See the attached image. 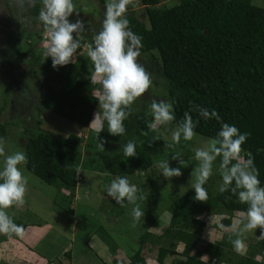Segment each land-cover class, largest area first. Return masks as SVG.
Listing matches in <instances>:
<instances>
[{"label": "trees", "instance_id": "1", "mask_svg": "<svg viewBox=\"0 0 264 264\" xmlns=\"http://www.w3.org/2000/svg\"><path fill=\"white\" fill-rule=\"evenodd\" d=\"M103 2V0H100ZM146 21L131 14L129 6L127 18L132 31L143 37L141 55L149 54L158 63L154 81L167 91L168 100L175 101L174 110L178 125L183 114L193 105L209 111L215 109L220 120H204L198 113L190 114L199 120L196 133L214 138L221 123L236 126L241 133H249L242 145L244 154L251 153L259 171V179L264 184V7L250 0H175L172 6L160 5V0H141ZM42 0H34V14L39 15ZM42 27V31H43ZM86 37L84 38V43ZM14 47V43L10 44ZM156 52L157 55L153 54ZM21 58L27 55L16 52ZM158 56V58H157ZM45 77V89L41 106L53 113L73 121L82 127L89 126V119L97 109L98 100L94 93L100 85H92L91 80L78 78L83 61L74 59L66 66L52 67L51 57L43 55L36 59ZM94 71V66L91 64ZM161 77L166 81L161 82ZM133 112L124 121L126 133L112 136L105 130L100 133L107 141L123 146L129 140L137 144V156L125 157L122 152L102 157L103 170L110 176H126L147 171L154 159L164 152V141L160 137L153 142L156 132L148 129L152 115L144 110ZM0 106V116L3 113ZM0 122V137L6 138L5 124ZM23 145L28 157L25 168L47 184L60 183L67 188L69 196L79 181L76 169L81 166V136L71 133L63 140H57L50 132L39 127L25 128ZM147 132L145 136L143 133ZM220 158H217L219 163ZM222 178L219 175L218 177ZM209 199L200 202L194 199L195 190L178 196L167 206L169 218L158 234L144 232L140 236L138 248L129 256L126 264H146L148 254L159 264L175 254V247L181 244L183 262L168 264H218L228 258L232 242L227 238L222 243L206 242L201 248V215H220L219 224L231 225V215L246 211L230 191L209 192ZM231 196V199L226 197ZM66 212H73L68 207ZM226 215V217L222 215ZM18 225L20 223L13 219ZM23 226V225H22ZM24 227V226H23ZM151 236V239L148 238ZM17 235H4V239ZM229 236V234H227ZM234 236V235H232ZM234 237H232V240ZM195 249V254L190 251ZM154 250V251H153ZM229 250V252H228ZM206 255V257H201ZM238 264H264L251 257H240Z\"/></svg>", "mask_w": 264, "mask_h": 264}, {"label": "rangeland", "instance_id": "2", "mask_svg": "<svg viewBox=\"0 0 264 264\" xmlns=\"http://www.w3.org/2000/svg\"><path fill=\"white\" fill-rule=\"evenodd\" d=\"M174 1L160 0L159 4L168 7L172 6ZM250 1L254 5L264 7V0ZM74 3L80 16L77 17L74 13L70 20L75 22L77 18L83 19L85 28L90 27L82 34L84 38L86 37L83 43L86 46L92 41L94 34L92 30L98 32L102 27L107 0L103 2L74 0ZM143 9L141 0H135V7H132L130 12L145 22ZM39 23L38 27L35 26L37 30L30 34H27V31L22 33L21 25H17L19 33L3 32V36H7L6 41L2 37L0 39V54L3 52L6 54L0 56V106L4 108L0 122L7 121L4 122L6 153L25 152L23 145L25 128L34 130L39 127L50 132L59 141L68 134H77L82 138L79 181L71 198L70 191L60 183L47 184L29 172L25 165L21 166L28 178L26 203L22 207L13 206L7 211L13 219L24 226L26 234L14 245L15 240L11 239L17 238L11 236L4 239L5 234L0 233V264H23V260L30 264H61L69 253L73 255V264H126L129 256L138 248L141 234L144 232L158 234L168 222L167 206L181 194L193 189L191 186L195 177L191 176V173L198 163L195 160V149L204 146L211 138L197 133L191 141H185L181 137L179 144H173L171 135L177 125L172 122L160 127L156 134L164 141L163 154L154 159L149 170L126 175L139 189L136 205L144 212V216L138 221L134 220L132 209L136 205L127 201L123 206L117 204L104 189V185L117 176H110L104 172L102 157L107 154L123 153V149L119 143L112 141H107L104 145V152L97 148L99 141L90 122L98 111V104L90 116L88 127H82L41 106L45 81L48 78L44 76L36 62L39 55L44 56V44L47 39L44 29L38 30L41 26L40 21ZM12 42L14 47H10ZM17 51H23L27 55L21 58ZM153 54L157 55L155 51ZM75 58L84 62L78 78L90 80L93 70L92 62L86 54V47L78 50ZM139 62L152 73L153 77L158 74L159 61L154 62L151 55H141ZM153 99L168 100L166 89L154 80L152 87L135 101L133 106L150 114ZM100 138L105 139L101 135ZM176 153L182 155L185 166L171 158ZM3 159L0 157V168L3 166ZM161 160H169L171 167H181L183 174L171 179L164 178L157 168ZM218 165L216 161L214 174L208 180L209 192L212 193L217 191L221 184L218 178ZM68 207L72 208L73 212H66ZM237 214L238 212L231 215V222ZM222 216L226 217L224 214ZM219 217L217 214L198 217L203 222L200 228L202 243L198 248L206 242L217 240L222 243L227 238L230 241L232 237L236 239L230 231L220 228ZM260 232L261 230L257 229L245 233L244 250L237 252L232 244L230 252L228 250L227 253L228 258L219 261L218 264H238L240 257L246 256L264 262V236H261ZM148 238L151 239V236L148 235ZM182 249V245L178 244L175 247L176 255H169L164 263L183 262L184 258L180 255ZM153 254L154 252L148 254L146 264H159L153 258ZM190 254L194 255L195 249H192ZM56 256L60 258L56 259ZM201 257L205 258L206 255Z\"/></svg>", "mask_w": 264, "mask_h": 264}, {"label": "clouds", "instance_id": "3", "mask_svg": "<svg viewBox=\"0 0 264 264\" xmlns=\"http://www.w3.org/2000/svg\"><path fill=\"white\" fill-rule=\"evenodd\" d=\"M42 5L38 18L47 38L44 58L46 60L51 57L54 69L73 63L77 51L86 47L87 57L94 66L91 84L100 85L94 93L99 102L98 111L90 125L97 134V148L104 152L107 140L101 139L100 133L105 130V122L110 135H124V121L132 114V105L153 85L152 73L139 62L143 37L132 31L127 18L129 6L135 7V0H107L102 27L98 32L92 30V41L86 46L82 43V34L90 27L85 28L83 19L77 18L75 22L70 20L74 13L77 17L80 16L74 0H42ZM161 82H166L163 77ZM174 104L172 99L151 101L150 114L153 119L148 123L150 131L159 132L161 126H167L176 120ZM192 111L197 112L204 120L221 119L215 109L209 111L202 106L193 105L189 111L184 112L183 118L172 132L173 144H179L181 137L185 141H191L197 135L195 129L199 120L193 118L190 114ZM143 135L147 136L148 133ZM249 135L247 132L241 133L234 125L221 123L216 136L204 146L195 149V160L198 163L191 173L195 177L191 186L195 190L194 199L208 201L205 184L214 174V163L220 158L217 171L222 183L219 185V192L230 191L237 196L239 203L248 206L246 211H240L232 220L230 229L223 224L219 225L221 229L236 236L231 242L237 252H242L245 248V233L260 229V235L264 236V185L259 179L254 157L251 153L245 155L242 147ZM159 139L157 135L153 137V142ZM6 147V140L0 137V157L4 158L0 168V233L23 237L24 227L14 222L7 209L13 206L22 207L26 203L28 178L21 166L28 163V157L22 151L7 154ZM123 154L127 158L137 156L135 140H129L123 146ZM171 158L185 166V160L180 153ZM157 168L166 179L183 174L181 167H171L169 160H161ZM76 171L77 174L80 173V169L77 168ZM104 189L109 197L122 206L125 201L136 205L139 198V189L126 176L111 179L110 183L104 185ZM132 215L138 221L144 216V212L136 205L132 209Z\"/></svg>", "mask_w": 264, "mask_h": 264}, {"label": "flooded vegetation", "instance_id": "4", "mask_svg": "<svg viewBox=\"0 0 264 264\" xmlns=\"http://www.w3.org/2000/svg\"><path fill=\"white\" fill-rule=\"evenodd\" d=\"M33 6L34 0H0V39L2 37L6 41L5 37L7 36H3V32L7 34L11 32L19 33L17 25H21L22 29L20 31L22 33L27 31V34H30L37 30L35 26L40 24L39 15L34 14ZM42 26L41 24L38 30H41ZM5 55L4 52L0 54L2 57Z\"/></svg>", "mask_w": 264, "mask_h": 264}, {"label": "crops", "instance_id": "5", "mask_svg": "<svg viewBox=\"0 0 264 264\" xmlns=\"http://www.w3.org/2000/svg\"><path fill=\"white\" fill-rule=\"evenodd\" d=\"M43 5H41V7H42ZM41 31V30H40ZM74 222H75V220H73ZM25 234H26V232H25ZM25 234L23 235V237L25 236ZM23 237H20V236H18L17 237V239H11V240H15V242H14V245L16 244V242H18L19 240H22L23 239ZM10 241V240H9ZM9 244H10V242H8ZM25 245V244H24ZM67 253H69V252H67ZM63 254H66V253H63ZM11 254H9V256H10ZM60 256V255H59ZM57 257L56 256V259H59L60 257ZM59 261V260H58ZM73 255L71 254V253H69V255H67V258L66 259H63L60 263L62 264H73ZM22 263L23 264H30L29 262H26V261H22Z\"/></svg>", "mask_w": 264, "mask_h": 264}]
</instances>
